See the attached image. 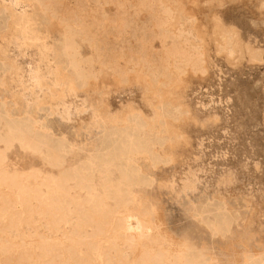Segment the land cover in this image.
I'll return each instance as SVG.
<instances>
[{"label": "bare ground", "instance_id": "6f19581e", "mask_svg": "<svg viewBox=\"0 0 264 264\" xmlns=\"http://www.w3.org/2000/svg\"><path fill=\"white\" fill-rule=\"evenodd\" d=\"M223 1L204 0L200 8V0H0V264H264V243L248 248L252 226H261L251 199L243 198L245 217L226 203L230 184L250 169L247 157L263 148L264 74L234 88L238 107L227 119L240 157L215 180L211 200L191 212L213 238H233L241 228L239 251L225 257L205 241L167 237L154 218L152 191L174 189L173 180H155L156 170L178 160L189 132L215 126L208 118L214 112L188 100L189 79H212L219 56L236 65L244 56L249 63L263 57L238 25L250 21L264 34V0H245L251 15L238 24L219 12ZM28 51L34 57L26 69L21 58ZM133 89L140 103L110 101V94ZM44 108L48 113H40ZM83 112L74 141L61 135L45 155L40 137L53 133L47 114L67 121ZM14 143L40 156L49 171L8 169ZM74 150L86 155L66 168ZM186 170L176 191L184 195L197 178ZM212 201L218 216L210 217Z\"/></svg>", "mask_w": 264, "mask_h": 264}, {"label": "rangeland", "instance_id": "374dc122", "mask_svg": "<svg viewBox=\"0 0 264 264\" xmlns=\"http://www.w3.org/2000/svg\"><path fill=\"white\" fill-rule=\"evenodd\" d=\"M202 1L204 2V0H200L199 3L200 8H204L205 6H207V4H205L206 2L203 4ZM225 1L222 2V6L218 7L219 12L224 18L234 21L238 24V21L242 20L241 22H243L247 17L251 15V7L247 5L248 3L245 0H234V3L232 2L233 0L227 1V3L230 2L231 4L228 3L226 5L224 4L226 3ZM106 7L108 9H112V5L110 4L106 5ZM244 9L246 10V12ZM143 16L144 14H139L138 17L143 18ZM248 22L250 23V21ZM248 22L246 20L242 25L240 24L241 26H238L242 28L241 31L243 30L248 32V37L250 38L252 45H254V48L256 50L261 51L262 53V60L249 63L250 61H247L246 57L244 56V59H241L242 57L238 59L236 65L233 61H228V63L225 62L227 60H225L224 58L217 56L218 60L216 61L218 62H216V67H214L216 71L214 70L215 72L213 71L212 73L213 68H211V71L208 69V72L210 71L209 73H205H208L206 76L208 78V75L212 73L214 77H218L217 80L216 78L213 79V76L210 75V78L212 79H208L205 82L204 79L206 78L204 77L205 75H203L204 79L201 84L199 83L198 85L196 83L198 81H196L195 78L194 82L192 80L193 78L189 79L188 87H190L187 88V90L189 91H187V98L189 97L190 99L188 98V100L191 102V104L193 103V107H197L198 109H200V112L202 109V111L206 110V112H214L215 114L213 113L212 115H209L208 118L209 121H214L213 124L215 126H212L210 127V129H207L205 131L203 130V133L199 131H191L187 134L188 144L185 145V151L181 153L178 160L173 164L163 165L156 170L155 180L158 182L161 181L167 183L172 182L173 180L174 189L172 191H169V188L164 187L160 190L155 189L154 191H152V195L157 198V207L159 208L158 218H156V216L154 217L155 223L166 232L167 237L170 235L174 237L182 236L190 238L192 240L205 241L209 245H212L216 249V251L220 252L225 257L232 251H239L238 247L234 244V240L239 236L241 228H237L234 230L233 238L231 236L223 240L213 238L210 237L209 233L205 231L200 224L195 222L194 218L191 215V212L194 208L200 206V204L211 200V198L214 196L213 193L216 183L215 180L220 176V174H222L221 172L225 173L226 169H232V163H234L240 157L238 156L239 154L236 150L234 151L235 154L232 150L233 147L236 148L240 146L238 145L240 140H237L238 137H234V132L232 131L231 127L232 123L230 119H227V117L233 114L238 107L237 104L233 101V90L236 87L246 85L248 82H255L259 79L260 74H264V34L260 28L258 29L257 26L255 27V25L252 23L248 24ZM97 31L102 35L101 27L98 26ZM109 35L110 36L108 37L111 40L112 35ZM155 44L157 46L158 42L155 41ZM9 50L10 57H13L14 48L10 46ZM83 51L90 52V49L83 45ZM31 52L32 51L27 52V54H29V57L31 55V59L28 58L27 54H25V56L21 58L23 60H20L21 65H23V67L26 69L28 68V66H33V63L31 62L33 59L32 57L34 56ZM7 54L9 55V53ZM262 76L264 75H261V77ZM215 83L219 87V91L217 90L218 87L215 85ZM193 86L196 88H194ZM192 87L196 92L192 89ZM190 92L195 93L193 95L191 93L192 96H189ZM127 93L128 96H126ZM110 95L109 98L115 100L112 101L110 99L112 103H116L119 100L123 101L124 98L128 101H135L138 103L141 102V94L137 89L126 91V95L125 92L122 91H116L114 94H112V96L114 97H110ZM81 96L82 98H84L83 95ZM81 96H79V98L77 96L74 99H77L78 102V100H81ZM194 97H196V99H194ZM192 99H194V101ZM194 102H196V104ZM40 113L48 112L47 109L44 108L43 111H40ZM212 116H214V118H212ZM86 117L87 112H83L77 115L71 114L70 119L65 121L61 120L57 115L47 114V118L50 120V125L52 127L53 133H47L40 137L39 145L42 152L47 155L48 151L51 148L58 146L62 141L61 135L65 134V136L70 141H74V130L76 127L86 121ZM259 128V126H254L253 131H259V133L262 134ZM262 144L263 148L260 150L261 154H259L257 158L256 156H254V159V157L252 156L250 159V156H248L249 158L246 156L247 160H245V156L244 158L241 157L243 158V161L245 160L246 163H248L247 165L248 167H250V169L245 170V172L239 173L234 182L230 184L226 192L229 196L228 201H226L227 205L231 209L238 210L242 217H245L246 215L243 200L244 197H246V199H251L250 206L256 208L255 213L259 214L261 226H259L258 223H255L252 226V229H254L256 232V236L252 241L248 243V248H258L260 244L264 243V140L262 141ZM72 152L70 153V155L68 154L69 161L65 165L66 168H71L75 165H78V160L86 155V152L82 150H74ZM189 153H192V155H188ZM185 155L187 157H190L187 158ZM6 163L8 169L10 170L16 168L20 171L26 172L31 168H42V170L49 171V167L42 163L40 156H38L36 153L26 152L18 143H14L13 146H11V148L8 150ZM253 165H255V168L253 167ZM192 166H194L195 168ZM188 168L190 171L194 170L195 176L197 175V178L192 191L184 195L183 193L176 191H178V185L181 181V178L184 176L183 173H185L187 171L186 169ZM253 168L254 172L252 170ZM95 181L98 185L99 191L102 192V187L99 185V183L101 182L100 179L96 178ZM216 205V201L211 202L210 208L212 210V214L210 215V217L214 215L218 216L220 214V210H215ZM102 245L103 241L99 239L97 245L98 248L95 251L99 252Z\"/></svg>", "mask_w": 264, "mask_h": 264}]
</instances>
